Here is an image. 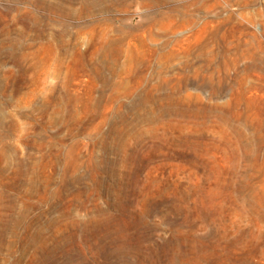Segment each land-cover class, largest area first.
Wrapping results in <instances>:
<instances>
[{
	"label": "rangeland",
	"instance_id": "rangeland-1",
	"mask_svg": "<svg viewBox=\"0 0 264 264\" xmlns=\"http://www.w3.org/2000/svg\"><path fill=\"white\" fill-rule=\"evenodd\" d=\"M109 45L119 63L126 53L141 62L105 70V83L90 66ZM250 56L264 63V0H0V139L8 146L0 168L11 173L21 162L26 181L54 191L64 153L79 163L69 165V189L43 205L34 194L27 201L25 186L24 194L8 191L12 181L3 179L0 264H37L30 256L40 229L58 243L77 235L67 264H264V77ZM105 93L108 107L86 113ZM120 116L131 124L107 157L119 165L135 136L144 144L130 167L116 165L99 197L87 166L101 155L92 142ZM143 116L153 123L138 122ZM128 175L136 181L123 211L117 196ZM61 210L82 224L63 228L62 220L56 231L50 224ZM18 215L27 221L16 228ZM81 226L96 251L82 245Z\"/></svg>",
	"mask_w": 264,
	"mask_h": 264
},
{
	"label": "bare ground",
	"instance_id": "bare-ground-1",
	"mask_svg": "<svg viewBox=\"0 0 264 264\" xmlns=\"http://www.w3.org/2000/svg\"><path fill=\"white\" fill-rule=\"evenodd\" d=\"M165 17V16H164ZM114 44V43H113ZM110 47V45L107 47V48H105L103 51H102V53L99 55V56H97V58H96V63H94L93 65H91L90 66V69L94 72V74L96 75V78L97 79H99V80H103L105 83H108V82H110L109 81V79L108 78H106V77H104L103 75H102V73L105 71V70H107V71H109L110 73H115L116 71H118V72H122L123 70H127L128 68H130V67H133V65H135V64H140L139 62H141V61H139L138 59H137V57H135L133 54H130L129 56H128V53H126V57H127V59H125V61H123V62H121V63H119V59H120V51H111V49L109 48ZM247 49V48H246ZM237 50V49H236ZM52 52V55L50 56L51 57V59H53V60H58L59 59V54L55 51V48L53 47V50L51 51ZM26 56H27V54H26ZM24 58H25V56H23ZM141 59V58H140ZM239 58H237V60H238ZM244 60V59H243ZM249 60H250V63H249V67L250 68H253V69H255V70H259L261 73H262V75H263V77H264V63H263V61L259 58V57H253V56H250L249 57ZM238 63V62H237ZM248 69V68H247ZM116 77L117 78H119V82L117 83L118 84V87L119 86H122V80H121V77H120V75H116ZM159 82H162V80L161 79H159ZM111 94H107V93H105L103 96H102V102L101 103H96V101H94L93 103H91V104H85V106H84V110H85V112L86 113H90V112H93L94 110H97V109H100V112H102V111H104V109H106L108 106H107V104L108 103H111V100H110V98H111ZM150 99L149 100H151L152 99V97H149ZM110 100V101H109ZM96 118H100V116L99 115H96V117H94V118H92V119H90L88 122H87V126H85L84 128H83V132L81 133V135L82 136H85V135H87V133H88V131L91 129V128H93V127H95V125H94V121H95V119ZM120 118V119H119ZM118 119V121L115 123V124H117V126H119L120 127V129L119 130H117L116 128V130H114V126L113 125H115V124H113L112 125V127L110 128V130L108 131V133H104V134H100L97 138H95L94 140H93V145L94 146H98L99 148H100V150H101V155L99 156V158H96V159H94V160H92V159H89L88 160V163H87V166H88V168L91 170V176H90V180L89 181H91V184H92V188H91V191L95 194V195H98L99 197L101 196H104V195H106L107 193H108V188L106 187V185H107V180L111 177V175H112V173L114 172V170L116 169V163H114L113 161H111L107 156H108V154L110 155V154H116L117 153V151H115V146L117 145V143H118V141H121V138H122V135L124 134V132H123V130L127 127V125H130L131 124V122H128L126 119H125V117H119ZM135 121H136V119H135ZM137 121L139 122H142V123H144L145 125H151L152 123H153V119L150 117V116H143L142 117V119H137ZM116 126V125H115ZM82 129V128H81ZM6 136V135H5ZM134 142L136 143V145L137 146H135V149L133 150V151H129L126 147H122V149H121V153H122V155H121V160H120V163H119V165H117V169L116 170H119L120 168H122V169H126V168H128V167H130V165H132L133 164V162H134V160H135V158H136V155H138L137 153H138V149L139 148H141L142 146H143V141H144V137H143V135H137V136H135L134 138ZM7 144H6V141H5V138H2V139H0V161L2 160V161H4L5 162V151H6V149H7ZM139 147V148H138ZM140 154V153H139ZM61 160V163H62V165L64 166V173H63V175H62V179H61V186H59L58 188H57V190H54V191H47V189H46V186H43V188L42 189H40L39 188V186L36 184L35 185V183L31 180V179H29L28 181H26L25 179V177L27 176V175H31V173H29V171H28V169L25 167V166H23V164L21 163V162H16V163H14L13 165H12V167L10 168V169H12L11 170V173H6V174H4L3 173V170H1V168H0V184H1V182L3 181V179H5V178H7V179H10L12 182H11V184H9L8 186H7V190L8 191H16L17 193H20V192H22L23 193V191H20L21 190V188H22V186L24 187H26V193H28V195H25V198L27 199V201H28V199H29V197H31L33 194L34 195H36L37 196V198H38V200H40V204L42 203V201H44V202H46L48 199H50V198H53L54 199V196L56 195V194H58L62 189H64V190H66L67 191V189H69V184H66L65 182H66V179H67V177H68V175H67V173H68V168H69V165H70V163H72L73 165H75V167L76 166H78L79 165V163L77 162V159H75L74 157H72L71 156V153H70V150H68V151H66L65 153H64V156L60 159ZM76 160V161H75ZM75 161V162H74ZM150 162V161H149ZM34 166V165H33ZM7 168V167H6ZM9 169V168H8ZM5 171V170H4ZM129 176V175H128ZM134 177V176H133ZM81 179V178H80ZM67 180H69V179H67ZM127 182H126V184H125V186H124V188H123V190H122V192H123V194H118V201H117V209H119V210H123V211H127L128 209H129V206H130V203H131V197H130V195H131V192H132V190H133V188H134V186H135V184H134V182L136 181H134L133 182V179H132V176L130 175L129 176V178H127ZM78 182V181H77ZM134 185V186H133ZM133 186V187H132ZM6 187V186H5ZM11 193V192H10ZM14 193V192H13ZM21 193V194H22ZM21 194L19 195V196H21ZM24 194V193H23ZM3 195V194H2ZM7 195V194H6ZM14 195V194H13ZM4 196V195H3ZM57 196H59V194L57 195ZM1 197V196H0ZM9 197V196H8ZM23 198V197H22ZM17 199H18V197H17ZM56 199V198H55ZM22 200V199H21ZM56 201V200H55ZM25 202V201H24ZM53 202H54V200H53ZM9 203V202H8ZM54 203H56V202H54ZM12 204H13V202H12ZM39 205V204H38ZM41 205H43V204H41ZM49 205V204H48ZM56 205V204H55ZM58 205V204H57ZM27 206V205H26ZM33 206V205H32ZM7 207L8 208H12L13 206L12 205H7ZM15 207V206H14ZM49 208L51 207V206H48ZM54 207V206H53ZM57 207V206H56ZM81 207H82V209H81ZM26 208V207H25ZM28 208V207H27ZM26 208V209H27ZM28 210H30L29 208H28ZM32 210V209H31ZM75 210L76 211H84L85 210V206L83 205V206H80V205H76V207H75ZM5 211H7V210H5ZM9 211H10V209H9ZM55 211H56V209H55ZM86 211V210H85ZM97 211V213L99 214V216H97V217H100L101 215H104V217H106V218H108V217H110L111 215L108 213V212H106V211H101L100 209H97L96 210ZM0 212H1V210H0ZM41 212H42V209H41ZM57 212V211H56ZM7 213V212H6ZM14 213V212H13ZM11 215V214H10ZM57 217L54 219V218H52V219H54V220H52V224H50V225H53V226H55V229H56V231L58 230L57 228H59V227H62L63 226V224L61 223L60 224V222L62 221V220H65V221H68V222H66V224H64V227L63 228H66L67 226H68V224L71 226L73 223H76L77 225H81L82 223H80L77 219H75L74 217H73V215L74 214H71L70 212L69 213H67L66 212V210L65 211H63V210H61L60 212H59V214L57 213ZM0 216H1V214H0ZM9 216V215H8ZM26 217H27V215H26ZM26 217L25 216H19L18 215V217L17 218H15L14 220H13V224H14V226L16 227V226H19V225H23V224H25L26 223ZM93 217V216H92ZM103 217V218H104ZM5 219H7V218H5ZM10 219V218H9ZM74 219V220H73ZM95 219H97V218H95ZM95 219L94 220H92V222L93 221H95ZM102 219V218H101ZM83 219H81V221H82ZM5 221V220H4ZM8 221V220H7ZM11 221H12V219H11ZM31 221H32V219H31ZM30 221V222H31ZM37 221V220H36ZM103 221H106V220H103ZM30 222H29V224H30ZM63 222V221H62ZM86 222H88V221H86ZM85 222V223H86ZM89 222H90V220H89ZM97 223L98 222H100V221H96ZM6 223H8V222H6ZM10 223V222H9ZM8 223V224H9ZM64 223V222H63ZM106 223V222H105ZM11 224V223H10ZM13 224H12V226H13ZM47 224H49L48 222L46 223V225ZM62 225V226H61ZM74 225V224H73ZM87 225H88V223H87ZM90 225V224H89ZM88 225V226H89ZM109 225V224H108ZM11 226V225H10ZM11 226V227H12ZM27 226V225H26ZM43 226H45V225H43ZM83 226H85V224H83ZM91 226V225H90ZM92 226H94L93 224H92ZM95 226H97V225H95ZM94 226V227H95ZM100 226V225H99ZM29 227V226H28ZM73 227V226H72ZM71 227V228H72ZM107 227V226H106ZM17 228V227H16ZM31 228V227H30ZM44 228V227H43ZM51 228H53V227H51ZM50 228V229H51ZM74 228V227H73ZM83 228H85V227H82L81 226V230L83 229ZM108 228V227H107ZM107 228H105V229H107ZM14 229V228H13ZM46 229H47V227H46ZM70 229V228H69ZM75 229V228H74ZM87 229L88 230H90L89 229V227L88 228H86V229H83L80 233L82 234V236H83V239L81 240V241H83V243L84 244H82V242H81V244L82 245H85L86 246V242H87V238L88 237H86V234H87V232H90V231H87ZM92 229V228H91ZM36 230H38V229H36ZM35 230V231H36ZM54 230V229H53ZM60 230V229H59ZM58 230V231H59ZM71 230V229H70ZM80 230V229H79ZM92 230H94V229H92ZM91 230V231H92ZM9 231V230H8ZM10 231H12V229L10 230ZM25 231H27V230H25ZM29 231V230H28ZM44 230H42V229H40V230H38V234H40L41 235V237L38 235V238L40 237V240H39V245L38 244H36L37 246H35V249L33 250V252H32V254H31V256H30V258L32 257V260L33 261H35L34 263H37V264H45L46 262H49V261H51V262H53V264H67L70 260H71V258H73L72 256H71V254H73V256H74V253H72L71 252V247L73 246L72 245V243L73 242H77V235L76 234H74L73 235V232H72V230H71V232H72V235L73 236H71V237H74V241L73 240H70V239H67V238H64V239H62L61 241H60V243H58V242H56V239H55V237H54V239H50V238H48V237H46V235H48L47 233H46V235H45V233L44 232H46V231H48V230H46V231H44ZM50 231V230H49ZM56 231L54 232V235H58V234H55L56 233ZM61 231H62V229H61ZM60 231V232H61ZM75 231V230H74ZM108 231V230H107ZM24 232V231H23ZM64 232H65V230H64ZM66 232H67V230H66ZM65 232V233H66ZM69 232V231H68ZM77 232V231H76ZM0 233H2L1 231H0ZM12 233H13V235H16V236H19V232H18V229L16 230H14V231H12ZM11 233V234H12ZM25 233V232H24ZM29 233V232H28ZM35 233H37V232H35ZM49 233H51V232H49ZM34 234V233H33ZM32 234V235H33ZM62 234H63V232H62ZM61 234V235H62ZM67 234H69V233H67ZM79 234V233H78ZM80 234V235H81ZM108 234V233H107ZM26 235H28V234H26ZM32 235L30 236L31 238H33L32 237ZM45 235V236H44ZM52 235V234H51ZM79 235V236H80ZM15 236V237H16ZM29 236V235H28ZM48 236H50V235H48ZM59 236H60V234H59ZM63 236H64V234H63ZM67 236V235H66ZM2 237V236H1ZM23 237H25L24 235H23ZM37 237V236H36ZM65 237V236H64ZM70 237V236H69ZM108 237H110V235L108 236ZM19 238H21V234H20V236H19ZM28 238V237H27ZM26 238V239H27ZM31 238H29V239H31ZM61 238H63V237H61ZM60 237L58 238L59 240L61 239ZM23 239H25V238H23ZM57 239V240H58ZM88 239H90V238H88ZM16 240V239H15ZM33 240H34V238H33ZM38 240V239H37ZM52 241V245L50 246V247H48V243H49V241ZM101 240V239H100ZM18 241V240H17ZM102 241V240H101ZM104 241V240H103ZM16 242V241H15ZM24 242H25V240H24ZM22 244H23V242H21ZM34 243V241H32V242H28V240H26V242H25V245L26 244H30V248H31V244H33ZM35 243H37L36 241H35ZM78 243H79V240H78ZM103 243V242H102ZM18 244H20L19 242H18ZM74 244V243H73ZM98 244V243H97ZM15 245V244H14ZM35 245V244H34ZM33 245V246H34ZM78 245V244H77ZM76 245V246H77ZM95 245V244H94ZM24 246V245H23ZM32 246V247H33ZM96 246V245H95ZM22 247V246H21ZM29 247V246H28ZM87 247V249L88 250H90L91 252L92 251H94L95 250V248H92L90 245H88V246H86ZM97 247H98V245H97ZM26 249V248H25ZM83 249H84V247H83ZM29 250V249H28ZM9 251V250H8ZM73 251V250H72ZM96 251V250H95ZM82 253V252H81ZM95 253V252H94ZM10 254V253H9ZM80 254V253H79ZM78 254V255H79ZM93 254V253H92ZM78 255H77V257H78ZM10 256V255H9ZM33 263V262H32ZM48 264V263H47Z\"/></svg>",
	"mask_w": 264,
	"mask_h": 264
}]
</instances>
